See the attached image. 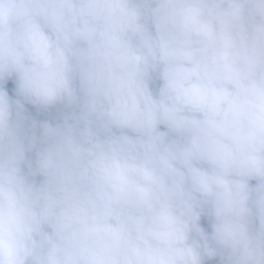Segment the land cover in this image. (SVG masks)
<instances>
[{
    "label": "clouds",
    "instance_id": "1",
    "mask_svg": "<svg viewBox=\"0 0 264 264\" xmlns=\"http://www.w3.org/2000/svg\"><path fill=\"white\" fill-rule=\"evenodd\" d=\"M0 264H264V0H0Z\"/></svg>",
    "mask_w": 264,
    "mask_h": 264
}]
</instances>
